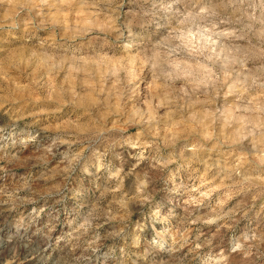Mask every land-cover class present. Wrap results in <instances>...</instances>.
I'll return each mask as SVG.
<instances>
[{
	"label": "rangeland",
	"instance_id": "374dc122",
	"mask_svg": "<svg viewBox=\"0 0 264 264\" xmlns=\"http://www.w3.org/2000/svg\"><path fill=\"white\" fill-rule=\"evenodd\" d=\"M0 264H264V0H0Z\"/></svg>",
	"mask_w": 264,
	"mask_h": 264
}]
</instances>
